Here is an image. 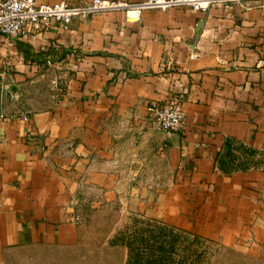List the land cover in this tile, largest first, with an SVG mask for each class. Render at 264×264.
Here are the masks:
<instances>
[{
	"label": "crops",
	"instance_id": "obj_1",
	"mask_svg": "<svg viewBox=\"0 0 264 264\" xmlns=\"http://www.w3.org/2000/svg\"><path fill=\"white\" fill-rule=\"evenodd\" d=\"M174 95L185 124L167 132L147 105ZM100 211L264 264V0L0 35V264H128L126 247L86 242Z\"/></svg>",
	"mask_w": 264,
	"mask_h": 264
},
{
	"label": "rangeland",
	"instance_id": "obj_2",
	"mask_svg": "<svg viewBox=\"0 0 264 264\" xmlns=\"http://www.w3.org/2000/svg\"><path fill=\"white\" fill-rule=\"evenodd\" d=\"M26 101L21 100L25 107ZM114 214L98 212L91 220L94 224L85 228L86 242L126 247L128 264H255L238 250H226L202 233L168 226L137 213L126 214L116 226L109 225Z\"/></svg>",
	"mask_w": 264,
	"mask_h": 264
},
{
	"label": "built area",
	"instance_id": "obj_3",
	"mask_svg": "<svg viewBox=\"0 0 264 264\" xmlns=\"http://www.w3.org/2000/svg\"><path fill=\"white\" fill-rule=\"evenodd\" d=\"M217 0H143L130 3L124 0H92L84 6H71L63 1L55 3L38 0H0V35L10 41L24 38L40 31L50 21L67 28L73 17L88 15L96 11L121 10L127 22H137L146 9L167 10L172 7H190L204 11ZM11 43V42H10ZM7 66V62H3ZM182 98L179 95L167 101H150L147 105L148 118L160 129L178 132L184 124Z\"/></svg>",
	"mask_w": 264,
	"mask_h": 264
}]
</instances>
